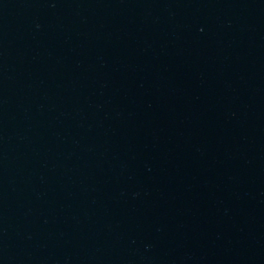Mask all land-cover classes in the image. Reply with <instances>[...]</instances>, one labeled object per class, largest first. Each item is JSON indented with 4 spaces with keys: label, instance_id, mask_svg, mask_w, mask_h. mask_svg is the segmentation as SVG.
<instances>
[{
    "label": "water",
    "instance_id": "obj_1",
    "mask_svg": "<svg viewBox=\"0 0 264 264\" xmlns=\"http://www.w3.org/2000/svg\"><path fill=\"white\" fill-rule=\"evenodd\" d=\"M264 73V0H0V264H96Z\"/></svg>",
    "mask_w": 264,
    "mask_h": 264
}]
</instances>
